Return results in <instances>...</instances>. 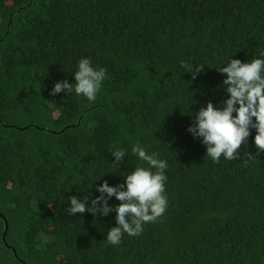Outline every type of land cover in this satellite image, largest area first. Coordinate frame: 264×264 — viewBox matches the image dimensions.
I'll use <instances>...</instances> for the list:
<instances>
[{"label":"trees","instance_id":"trees-1","mask_svg":"<svg viewBox=\"0 0 264 264\" xmlns=\"http://www.w3.org/2000/svg\"><path fill=\"white\" fill-rule=\"evenodd\" d=\"M261 51L264 0H0V213L17 251L0 217V264H264L255 130L219 162L187 131L191 112L226 97L216 68ZM82 57L108 73L96 100L52 95ZM136 142L167 160L168 207L113 246L115 213L72 216L68 197L121 183ZM117 147L128 155L115 168Z\"/></svg>","mask_w":264,"mask_h":264},{"label":"clouds","instance_id":"clouds-1","mask_svg":"<svg viewBox=\"0 0 264 264\" xmlns=\"http://www.w3.org/2000/svg\"><path fill=\"white\" fill-rule=\"evenodd\" d=\"M233 57L216 68L224 76L222 85L226 97L218 103L211 100L202 103L198 111H190L188 115L192 123L187 131L200 140L206 148L205 156L214 162H219L221 156L225 160L239 158L240 147L252 130H255L254 145L258 150H264V51L258 58L244 62ZM187 67L194 78L202 69L201 66ZM73 78L74 83L55 82L51 94H71L74 90L77 96L94 102L108 73L105 68L94 66L90 58L82 57L76 63ZM130 151L139 163L127 172L121 183L110 186L105 180L96 186L99 195L94 198L90 191L83 197H68L66 211L72 216L89 212L107 217L115 213L116 226L107 231L105 239L113 246L120 244L125 233L139 236L144 225L156 221L168 207L165 193L167 160L159 158L158 152L149 151L139 142L132 144ZM108 152L114 157L110 163L113 167L125 163L128 150L117 147ZM113 197L118 204H109Z\"/></svg>","mask_w":264,"mask_h":264},{"label":"water","instance_id":"water-1","mask_svg":"<svg viewBox=\"0 0 264 264\" xmlns=\"http://www.w3.org/2000/svg\"><path fill=\"white\" fill-rule=\"evenodd\" d=\"M10 22H11V21H10ZM0 217L3 218L4 221L6 222V230H5V233H4V236H3V240H4V242H5V245H6L9 249L13 250L14 254L17 255V251H16V249H15L14 247L10 246V245L8 244L7 240H6L7 235H8V230H9L8 222L6 221V219H5V217H4V215H3L2 213H0Z\"/></svg>","mask_w":264,"mask_h":264}]
</instances>
